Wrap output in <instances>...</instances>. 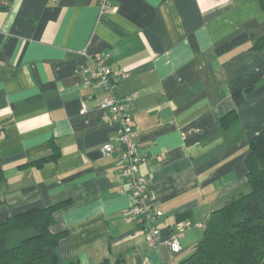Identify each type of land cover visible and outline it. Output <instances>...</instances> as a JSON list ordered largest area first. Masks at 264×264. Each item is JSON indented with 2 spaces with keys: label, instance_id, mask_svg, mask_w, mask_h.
<instances>
[{
  "label": "crops",
  "instance_id": "obj_1",
  "mask_svg": "<svg viewBox=\"0 0 264 264\" xmlns=\"http://www.w3.org/2000/svg\"><path fill=\"white\" fill-rule=\"evenodd\" d=\"M0 0V223L64 202L49 230L61 262L177 264L202 237L209 214L248 190L245 158L264 128V34L259 0ZM110 52L129 76L134 141L161 211L150 245L130 218L131 192L116 170L106 95L81 68ZM90 95V96H88ZM82 106L86 111L82 110ZM55 154L42 164L31 163ZM185 221L189 225H185ZM28 232L13 230L12 245Z\"/></svg>",
  "mask_w": 264,
  "mask_h": 264
},
{
  "label": "trees",
  "instance_id": "obj_2",
  "mask_svg": "<svg viewBox=\"0 0 264 264\" xmlns=\"http://www.w3.org/2000/svg\"><path fill=\"white\" fill-rule=\"evenodd\" d=\"M259 1L264 9V0ZM252 48L264 49V34L254 40ZM54 157L51 154L31 163L39 166ZM245 164L248 190L209 214L200 241L177 264H264V128L251 139ZM64 202L32 207L5 218L0 223V264H118L120 259L112 263L108 259L60 261L56 247L62 233H52L49 227L54 211ZM13 230L28 232L8 246L6 237Z\"/></svg>",
  "mask_w": 264,
  "mask_h": 264
},
{
  "label": "built area",
  "instance_id": "obj_3",
  "mask_svg": "<svg viewBox=\"0 0 264 264\" xmlns=\"http://www.w3.org/2000/svg\"><path fill=\"white\" fill-rule=\"evenodd\" d=\"M97 1L102 12L113 9L110 0ZM83 54L93 61V66L81 68L82 72L86 74L84 86L99 88L106 93L98 101L97 107L108 115L110 122L114 125L117 144L105 143L102 145V150L105 153H117L116 170L126 180L131 192L130 218L144 232L145 239L150 245H168L172 252H179L181 245L176 236L161 240L156 219L162 213L154 207V203L149 197L148 175L139 173L142 156L139 154L133 138V119L126 105V100L131 99L134 94L128 95L127 98H121L115 94L117 82L127 78L129 71L123 67L113 71L109 61L110 52L90 56L83 51ZM82 110L86 111L84 106H82ZM185 225H189V222L185 221ZM198 226L203 227L202 224H198Z\"/></svg>",
  "mask_w": 264,
  "mask_h": 264
},
{
  "label": "rangeland",
  "instance_id": "obj_4",
  "mask_svg": "<svg viewBox=\"0 0 264 264\" xmlns=\"http://www.w3.org/2000/svg\"><path fill=\"white\" fill-rule=\"evenodd\" d=\"M8 235H10V234H8ZM8 235H7V237H6V244H7L8 246H10V245H12V243L8 240V237H9ZM193 249H194V247H193ZM191 252H192V251H191ZM191 252H190V253H191ZM190 253H188V255H189ZM186 256H187V255H186Z\"/></svg>",
  "mask_w": 264,
  "mask_h": 264
}]
</instances>
